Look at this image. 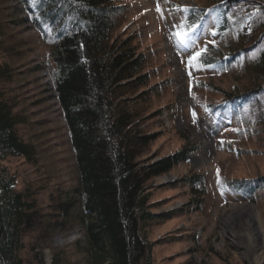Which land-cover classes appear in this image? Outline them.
<instances>
[{"label":"rangeland","instance_id":"rangeland-1","mask_svg":"<svg viewBox=\"0 0 264 264\" xmlns=\"http://www.w3.org/2000/svg\"><path fill=\"white\" fill-rule=\"evenodd\" d=\"M211 1L114 0L120 14L113 36L131 37L145 59L147 80L137 90L146 91L139 101L141 126L154 134L144 154L147 162L175 152L184 155L148 181L149 210L155 217L141 227L151 243V264H252L231 236V230L252 219L248 213L258 219L264 235V118L259 122L264 95L244 97L252 88L248 66L239 55L226 57L252 37L250 16L228 15V27L219 31L218 16L209 11L198 22L199 31L190 37L195 45L187 52L172 36L181 31L177 26L185 18L193 21L192 8L207 9ZM32 2L0 0V61L13 67L12 78L0 87L23 115L17 130L35 145L37 157L27 162L8 156L0 159V166L15 174L18 188L34 187L51 216L46 238L27 247L26 263L85 264L81 226L61 224L60 214L47 210L53 198L76 183L78 170L50 77L49 46L28 12ZM208 44L220 52L208 50ZM201 48L208 50L212 67L194 70L190 77L188 58Z\"/></svg>","mask_w":264,"mask_h":264},{"label":"trees","instance_id":"trees-1","mask_svg":"<svg viewBox=\"0 0 264 264\" xmlns=\"http://www.w3.org/2000/svg\"><path fill=\"white\" fill-rule=\"evenodd\" d=\"M207 4V9L190 10L197 25L209 11L218 16L219 31L228 27V15L250 16L252 37L226 57L239 55L248 66L252 88L242 95H264V0H212ZM27 6L49 46L50 77L78 170L76 183L53 198L47 210L60 214L61 224L81 226L85 264H151V243L141 227L155 217L149 210L148 181L184 155L175 152L151 163L144 155L154 138L141 126L139 101L146 91L137 88L147 80L145 59L131 37L113 36L120 5L114 0H40ZM206 48L216 51L213 44ZM12 76L13 67L0 61V82ZM263 118L261 114L259 122ZM23 121L0 87V159L36 160L35 145L17 130ZM49 216L35 188H18L15 174L0 166V264H27L24 253L46 238Z\"/></svg>","mask_w":264,"mask_h":264},{"label":"snow or ice","instance_id":"snow-or-ice-1","mask_svg":"<svg viewBox=\"0 0 264 264\" xmlns=\"http://www.w3.org/2000/svg\"><path fill=\"white\" fill-rule=\"evenodd\" d=\"M40 0H33V3H39ZM165 2H167V0H165ZM157 11L161 12V8L159 6V3L157 4ZM175 11H188L187 8H176ZM259 11V10H257ZM162 14V13H161ZM256 14V13H254ZM163 15V14H162ZM201 19H203L201 17ZM179 29H181V31L178 32H174L172 33V36L177 40V47L182 48L185 52H187L190 49V46L194 47L195 45V41L192 40L190 37L192 35L195 34V32L199 31V25H197L196 23H194L191 20H188V18H185V22L180 23L177 26ZM215 33H213L214 35ZM207 49L205 48H201L199 51L194 52L193 55L189 56L188 58V68L190 69L189 71V76H192V72L194 70H201L203 69L205 66L207 67H212V65L208 62L207 60ZM199 86V85H198ZM191 91V88H190ZM195 99V97H194ZM205 111H208L207 109H205ZM194 120L196 117V113L193 112L192 113ZM235 131V130H233ZM224 142L221 141V144H223ZM217 174L219 177V169L217 170ZM218 184L220 183L219 178H218ZM223 194V192H222Z\"/></svg>","mask_w":264,"mask_h":264},{"label":"bare ground","instance_id":"bare-ground-1","mask_svg":"<svg viewBox=\"0 0 264 264\" xmlns=\"http://www.w3.org/2000/svg\"><path fill=\"white\" fill-rule=\"evenodd\" d=\"M164 179H170L169 175L162 176ZM246 210L251 212L247 206L244 207ZM247 212V211H246ZM247 219L244 228H238L237 230H231L232 238H237L239 245L242 246L243 255L248 257L252 264H262L264 261V235L263 229L258 219L253 218L251 213L247 214ZM263 235V237H262ZM235 242V239H233Z\"/></svg>","mask_w":264,"mask_h":264}]
</instances>
